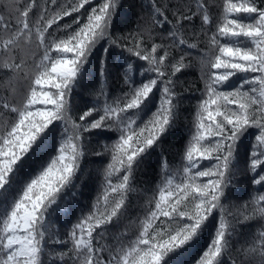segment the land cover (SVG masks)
<instances>
[{"label": "snow or ice", "instance_id": "snow-or-ice-1", "mask_svg": "<svg viewBox=\"0 0 264 264\" xmlns=\"http://www.w3.org/2000/svg\"><path fill=\"white\" fill-rule=\"evenodd\" d=\"M10 9L0 264H264V0ZM153 158L149 190L136 174ZM242 179L249 199L230 207Z\"/></svg>", "mask_w": 264, "mask_h": 264}, {"label": "trees", "instance_id": "trees-1", "mask_svg": "<svg viewBox=\"0 0 264 264\" xmlns=\"http://www.w3.org/2000/svg\"><path fill=\"white\" fill-rule=\"evenodd\" d=\"M18 3L21 4V6L24 3V0H17ZM67 0H57L58 4H64L66 3ZM98 0H92L93 5L95 3H97ZM137 2H139V0H137ZM215 2L217 4H222V0H215ZM13 3V0H0V16H3L5 19H9L10 18V13H11V9H10V5ZM75 15V14H73ZM124 15L129 18L134 20L135 17L133 16V14L127 10H125ZM68 18L65 17L63 18V20H67ZM71 55V54H69ZM135 59V58H134ZM139 63H143V62H139ZM199 77V71L196 67H193L191 69H189L186 73V78L188 79H198ZM185 77H182V79ZM137 79H139V76L137 75ZM45 87H50V86H45ZM96 87H99V85L97 84ZM110 87L115 91L120 89V84L117 83L116 81H112L110 83ZM6 91V88L3 85V77L0 76V95L4 94ZM52 91H55V89H52ZM83 95V94H81ZM188 95H193V94H188ZM194 95L198 96L199 93H195ZM85 99L91 100L92 97H84ZM76 99H79V97H77ZM192 103H195V100L192 101ZM182 133L184 135H186V132ZM177 138L173 139V143H176ZM168 160L170 164H175L176 161L178 160V157H176L173 153H169L168 155ZM92 159V158H89ZM158 169L155 165V161L154 158L152 161H150L148 163V165L142 170L137 172L136 176H137V184L140 187H147L149 190H151L152 188L155 187V184L157 183L159 177L157 175ZM251 190H252V186L250 185V183L247 180L242 179L241 182L238 184V186L233 189V195L230 197V201L228 202L230 207L231 204L234 202L237 205L242 204L243 201L249 199V196L251 194ZM91 194L92 196L95 195V185H90L89 186V191L85 193L84 197H81V201L82 203L86 200L87 196ZM140 209H130V212L132 215H136L138 212H140ZM251 225L253 226V228L258 224V221H251L250 222ZM123 229V224L121 225V230ZM204 246V241L201 240L196 246H194L190 252L186 255L185 259L187 261H191L193 258L197 257L198 253H200L201 248Z\"/></svg>", "mask_w": 264, "mask_h": 264}]
</instances>
